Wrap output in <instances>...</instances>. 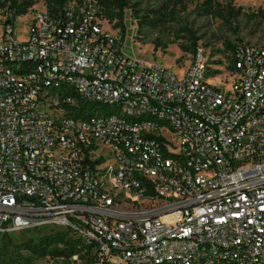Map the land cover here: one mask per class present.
<instances>
[{"label": "built area", "instance_id": "obj_1", "mask_svg": "<svg viewBox=\"0 0 264 264\" xmlns=\"http://www.w3.org/2000/svg\"><path fill=\"white\" fill-rule=\"evenodd\" d=\"M0 31V248L65 232L71 264H264V47L227 89L123 53L99 11ZM26 232L31 237L15 238Z\"/></svg>", "mask_w": 264, "mask_h": 264}, {"label": "rangeland", "instance_id": "obj_2", "mask_svg": "<svg viewBox=\"0 0 264 264\" xmlns=\"http://www.w3.org/2000/svg\"><path fill=\"white\" fill-rule=\"evenodd\" d=\"M107 0H82L83 7L99 11L98 2ZM44 0H36L30 9L35 13L44 7ZM124 10L125 35L123 53L142 64L160 65L181 76L192 60L195 50L204 51L207 78L215 87L227 89L231 81V52L226 45L240 44L264 47V0H128ZM157 12L161 18L155 24H146L144 16ZM5 10L0 9V22ZM139 18L141 21L138 23ZM24 17L15 23L17 40L24 34ZM2 24L0 23V31ZM103 31L121 37L115 22L103 23ZM196 41L195 46L192 42ZM15 238L31 237L26 232L14 233ZM24 242L17 241L20 254L30 257L29 264H58L59 259L35 258L22 249ZM14 251L8 248V253ZM2 250H0V254ZM15 253V251L13 252ZM82 264H92L88 258ZM109 264H120L113 257Z\"/></svg>", "mask_w": 264, "mask_h": 264}, {"label": "trees", "instance_id": "obj_3", "mask_svg": "<svg viewBox=\"0 0 264 264\" xmlns=\"http://www.w3.org/2000/svg\"><path fill=\"white\" fill-rule=\"evenodd\" d=\"M75 2L81 4L82 0H44V7L51 15H57L58 12L68 5ZM36 4V0H0V9L5 10L8 19L6 23L12 24L13 21L24 16ZM99 16L112 23L115 22V28L120 29L121 42H124L125 26L123 24L124 10L129 9L128 0H107L98 2ZM146 24L152 25L160 20L161 16L157 12H151L150 16H144ZM138 23L141 21L139 18ZM155 23H154V22ZM196 41L192 42L194 47ZM227 50L232 52L235 46L226 45ZM231 68V67H230ZM22 249L26 250L35 258L50 257L59 259L58 264H71L69 258L76 253H80L76 242L70 240L65 232L50 233L37 240L27 239L23 241ZM10 237L3 241L2 253L0 254V264H29L30 257H24L20 254V248L15 245ZM13 247L14 251L8 253V248ZM81 261L85 259L84 255L79 254Z\"/></svg>", "mask_w": 264, "mask_h": 264}]
</instances>
